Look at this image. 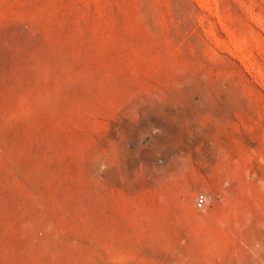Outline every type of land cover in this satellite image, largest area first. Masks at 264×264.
I'll list each match as a JSON object with an SVG mask.
<instances>
[{
    "label": "rangeland",
    "instance_id": "1",
    "mask_svg": "<svg viewBox=\"0 0 264 264\" xmlns=\"http://www.w3.org/2000/svg\"><path fill=\"white\" fill-rule=\"evenodd\" d=\"M0 264H264V0H0Z\"/></svg>",
    "mask_w": 264,
    "mask_h": 264
},
{
    "label": "built area",
    "instance_id": "2",
    "mask_svg": "<svg viewBox=\"0 0 264 264\" xmlns=\"http://www.w3.org/2000/svg\"><path fill=\"white\" fill-rule=\"evenodd\" d=\"M206 200H207L206 196H204V195H199V196L197 197V199H196V204H197V206H198L199 208H203V206H204L205 203H206Z\"/></svg>",
    "mask_w": 264,
    "mask_h": 264
}]
</instances>
